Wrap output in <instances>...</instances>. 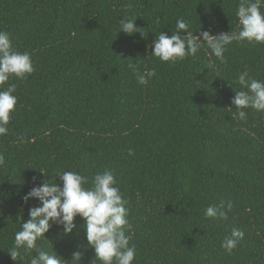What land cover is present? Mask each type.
<instances>
[{
  "label": "trees",
  "instance_id": "1",
  "mask_svg": "<svg viewBox=\"0 0 264 264\" xmlns=\"http://www.w3.org/2000/svg\"><path fill=\"white\" fill-rule=\"evenodd\" d=\"M239 3L0 0V31L35 69L2 86L15 84L18 102L0 136V264H30L37 254L20 249L14 261L8 253L39 206L23 197L65 170L87 176L85 187L97 172L113 173L127 200L133 264H264V112L246 108L241 120L231 104L234 90H246L239 73L264 80V43L234 41L223 63L203 42L175 63L151 54L155 35L170 36L180 18L196 36L237 31ZM133 17L144 36L118 33ZM130 63L155 75L141 85ZM222 202L227 219L204 215ZM75 223L67 235L54 225L38 248L100 264L83 219ZM233 228L244 238L228 253L221 243Z\"/></svg>",
  "mask_w": 264,
  "mask_h": 264
},
{
  "label": "clouds",
  "instance_id": "2",
  "mask_svg": "<svg viewBox=\"0 0 264 264\" xmlns=\"http://www.w3.org/2000/svg\"><path fill=\"white\" fill-rule=\"evenodd\" d=\"M264 0H240L236 16L239 28L237 31L210 34L203 31L199 36L193 35L189 23L180 18L176 22V31L169 36L160 32L152 41L151 54L162 62L175 63L187 56H194L202 47V42L211 50V54L225 62L224 53L227 46L234 41H246L248 43H264ZM136 18H123L120 21L118 33L128 35L140 32L144 33L136 25ZM128 67L135 73L137 81L141 85L155 75L154 70L141 73L136 63H130ZM211 67V65H209ZM35 71L31 54L27 51H17L10 39L9 33L0 31V136L8 133V124L14 112L18 98L14 95L16 85L10 84L6 89L2 88L11 77L25 79ZM241 89L236 91L231 104L236 109L239 119H246L244 109L252 108L264 112V80H257L249 75L245 69L238 74L235 81ZM129 155H132L129 150ZM4 163V157L0 155V164ZM42 173V171H40ZM43 174V173H42ZM59 177L61 184L56 182ZM87 176L76 171H58L55 182L49 183L47 179L39 186L33 187L23 197L25 203L30 198H36L39 206L29 210V219L21 223V230L15 233V242L8 251L10 257L16 261L21 256L20 249L25 251L35 250L30 264H80L82 253H72V260H65L53 249L44 251L38 248L37 240L45 238V233L54 226H62L65 235L71 234L77 228L75 218L81 217L84 221V229L88 246L95 252V258L100 264H133L136 256L135 246H130V235L126 232L131 225L127 219V200L121 192L118 182L109 170L97 172L91 180V186ZM225 204L219 207L209 206L204 215L208 218L227 219ZM232 208L231 201L227 202V210ZM19 219H22L20 217ZM244 238V232L233 228L231 235L226 236L221 247L228 253L236 248L238 240Z\"/></svg>",
  "mask_w": 264,
  "mask_h": 264
}]
</instances>
